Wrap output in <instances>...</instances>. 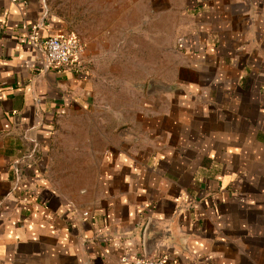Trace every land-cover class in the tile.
I'll return each instance as SVG.
<instances>
[{
  "label": "crops",
  "instance_id": "1",
  "mask_svg": "<svg viewBox=\"0 0 264 264\" xmlns=\"http://www.w3.org/2000/svg\"><path fill=\"white\" fill-rule=\"evenodd\" d=\"M128 1L151 62L120 89L119 41L47 68L69 24L0 0V264H264V0Z\"/></svg>",
  "mask_w": 264,
  "mask_h": 264
},
{
  "label": "rangeland",
  "instance_id": "2",
  "mask_svg": "<svg viewBox=\"0 0 264 264\" xmlns=\"http://www.w3.org/2000/svg\"><path fill=\"white\" fill-rule=\"evenodd\" d=\"M47 4L54 15L69 24L78 40L103 39L109 44L119 41L117 47L103 50L109 63L113 59L121 67L119 79L114 80L110 88L132 86L131 81L126 80L131 75V62H136V74L144 78V64L151 62V54L145 49L150 37L149 28L144 27L148 16L142 3L131 13L128 0H47ZM169 58H172L170 52Z\"/></svg>",
  "mask_w": 264,
  "mask_h": 264
},
{
  "label": "built area",
  "instance_id": "3",
  "mask_svg": "<svg viewBox=\"0 0 264 264\" xmlns=\"http://www.w3.org/2000/svg\"><path fill=\"white\" fill-rule=\"evenodd\" d=\"M47 68L79 71L83 68L85 46L74 36H49L43 42H35ZM87 215V214H84ZM123 264H169L162 258L124 257Z\"/></svg>",
  "mask_w": 264,
  "mask_h": 264
},
{
  "label": "water",
  "instance_id": "4",
  "mask_svg": "<svg viewBox=\"0 0 264 264\" xmlns=\"http://www.w3.org/2000/svg\"><path fill=\"white\" fill-rule=\"evenodd\" d=\"M147 258V257H146Z\"/></svg>",
  "mask_w": 264,
  "mask_h": 264
}]
</instances>
